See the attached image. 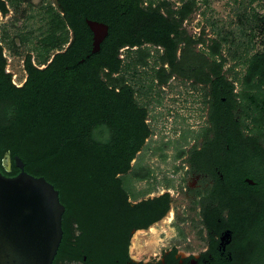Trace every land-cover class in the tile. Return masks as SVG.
<instances>
[{
    "label": "trees",
    "instance_id": "trees-1",
    "mask_svg": "<svg viewBox=\"0 0 264 264\" xmlns=\"http://www.w3.org/2000/svg\"><path fill=\"white\" fill-rule=\"evenodd\" d=\"M59 2L63 16L59 14L54 20L52 31L60 34L55 32L46 39L45 51L68 44L69 27L75 34L70 47L56 55L49 67H25L27 81L22 88L12 85L11 76H5L4 67H0V171L5 176L21 172L16 163L19 157L28 174L44 177L59 191L68 212L77 209L92 216L100 234L126 237L137 226L148 228L162 220L171 209L170 195L132 204L120 178L131 170L149 134L147 111L138 105L133 88L124 85L120 76L124 68L128 72L138 66V61L124 67L120 51L145 44L164 49L162 63L170 65V76L211 87V121L217 140L211 142L212 152H196L195 161L223 162L227 178L257 176L255 167L264 169L263 153L246 150L240 136H231L230 111L237 96L222 72L224 62H210L197 55L186 60L184 53L180 59L177 56L183 43L185 53L190 51V39L180 29L190 13L187 6L176 21L173 15H164L161 6L153 8L152 2L144 8L143 0ZM88 19L109 26V35L97 54L91 50L93 33ZM143 54L140 51L139 57ZM251 64L243 80V92L247 93L242 98L248 99V106L257 104L256 98L264 101V56ZM103 71H107L110 84L101 76ZM7 155L12 158L11 172L2 163ZM224 184V193L232 192L239 198L236 184L229 179ZM236 201L239 206L241 202ZM261 247L262 255H258L264 256V238Z\"/></svg>",
    "mask_w": 264,
    "mask_h": 264
},
{
    "label": "rangeland",
    "instance_id": "rangeland-1",
    "mask_svg": "<svg viewBox=\"0 0 264 264\" xmlns=\"http://www.w3.org/2000/svg\"><path fill=\"white\" fill-rule=\"evenodd\" d=\"M15 2L11 4L13 12H10L8 22L4 20V24H0V30L13 36L18 33L13 29L14 20L20 21V33L32 34L21 50L24 55L30 53L36 57L37 41L43 35L52 33L53 22L62 10L56 0H41L38 5L25 0ZM150 2L153 3V8L161 6L163 14L173 15L176 21L181 18L180 12L184 7L190 9L180 25L185 37L190 39L185 38L190 43V51L185 53L186 44L183 43L179 47L178 58L184 53L183 58L186 60L197 55L206 56L210 62H224L222 72L234 86L236 101L247 111L248 99L242 98L247 93L243 92V80L253 67L251 62L264 56V0H143L142 6L149 8ZM67 46L68 44L59 51H65ZM13 50L8 52L10 67L7 69L12 80L22 86L27 79L22 62L24 55L17 57ZM140 51L145 54L139 57ZM211 52L215 56L212 57ZM56 53L57 50L51 51L50 58ZM163 55L164 49L151 44H145L141 48L125 47L120 51L124 67L130 61H138V66L134 69L127 72L124 68L121 71V81L133 88L138 104L148 110L150 125L154 131V137L132 162L131 170L120 178L132 203L169 194L172 212L184 219L183 215L188 214L186 210L195 209L198 203L197 199L191 198L189 191L193 190L190 188L195 183L186 180L189 149L194 145L200 148L203 140L206 143V140L212 138L208 119L211 87L204 82L182 76H170L169 67L162 63ZM106 73L107 71H103L101 76L110 84ZM117 76L118 74L113 75ZM261 100L256 98L257 104L249 103V107L261 106ZM248 111L255 110L250 108ZM180 222H170L166 218L147 232L136 233L133 239L134 254L146 258L156 256L164 246L170 244H182L184 251H197V248L194 249L199 245V237H194L197 229L185 231Z\"/></svg>",
    "mask_w": 264,
    "mask_h": 264
},
{
    "label": "flooded vegetation",
    "instance_id": "flooded-vegetation-1",
    "mask_svg": "<svg viewBox=\"0 0 264 264\" xmlns=\"http://www.w3.org/2000/svg\"><path fill=\"white\" fill-rule=\"evenodd\" d=\"M15 1L0 0V24H4V20H6V23L8 22L7 19L10 12H13L11 4H15ZM25 1L38 5V1L40 2L41 0ZM56 1L60 7L59 0ZM19 22L14 20L13 29L18 31V33L13 36L7 31L0 30V67H4L5 76H11L9 80L12 85L22 88L27 79L20 86L12 80V75L7 69V67H10L8 52L14 49L13 53L17 57H22L24 51L21 48L28 43L27 41L32 35L30 32L21 34L22 25ZM67 30L69 31V42L66 50L75 39L74 31L70 27ZM55 32L59 36V31H52L48 36L43 35L40 37L35 50L37 56L35 57L34 54L30 53L25 54L22 60L23 67H28L29 65L32 67H49L56 55L66 51L60 52L59 49H53L51 51L57 50V53L52 58H50L51 51L49 53L45 51L46 39L55 34ZM91 50H93V34ZM164 64L170 67L168 63ZM262 102L261 106L256 105V108L246 106L247 111H245L235 98L230 111L231 136L233 138L240 136L243 148L252 151V153H263L261 156L264 155V101ZM250 108L255 111H248ZM259 108L262 109L256 110ZM144 109L147 111L145 124L149 134L145 139L142 150L145 149L146 143L150 142L154 137L148 110ZM211 113L210 107L208 119L212 129V138L206 140V143L203 140L200 143V148L195 147V145L192 146L189 149L186 161L188 169L186 180L195 183V186L190 188L193 190L189 191L192 194L191 198L198 200L197 207L186 210L188 214L183 215L185 216L183 217L184 219H181L180 215V218H178L170 209L162 220L155 223L158 224L167 218L170 222L181 221L180 225L185 231L197 229L194 232V237H199L197 241L199 245L194 248L195 250L197 248V251H184L181 248L182 244H170L169 246H164L162 252L156 256L139 257L133 251L134 236L139 232H147L155 224L148 228L137 226L126 237H123V235L111 237L106 233L100 234L99 230L92 224L94 221L92 216H86L83 211L77 209L68 212L64 205L66 210L63 215V237L52 264H264V256L258 255H262L261 246L264 238L262 236L264 229V195L262 194L264 193V185L262 183L264 182V169H259L256 166L254 173L257 176L244 175L227 178L223 172V162L212 160L208 162L199 161L198 163L195 161L196 152H212L213 146H210L211 142L217 140V132L213 129ZM242 117H244L245 121ZM9 156L7 155L2 163L3 165L5 163V168L11 172L13 164L12 158ZM249 174L252 173L249 172ZM261 178L262 181H260ZM227 179L236 184L239 198L232 192L224 193L226 190L224 183H226ZM203 190H206V192L204 193ZM154 198L157 197L150 199ZM236 200H238V203L239 201L241 202L239 206H236ZM254 231H256L255 236L252 235Z\"/></svg>",
    "mask_w": 264,
    "mask_h": 264
},
{
    "label": "water",
    "instance_id": "water-1",
    "mask_svg": "<svg viewBox=\"0 0 264 264\" xmlns=\"http://www.w3.org/2000/svg\"><path fill=\"white\" fill-rule=\"evenodd\" d=\"M87 24L93 33L92 53L97 54L109 26L89 19ZM16 163L18 175L7 177L0 171V264H52L66 208L50 182L28 174L19 157Z\"/></svg>",
    "mask_w": 264,
    "mask_h": 264
}]
</instances>
